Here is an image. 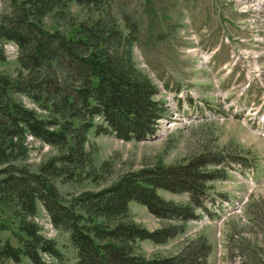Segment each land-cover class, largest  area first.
Instances as JSON below:
<instances>
[{"label": "trees", "instance_id": "obj_1", "mask_svg": "<svg viewBox=\"0 0 264 264\" xmlns=\"http://www.w3.org/2000/svg\"><path fill=\"white\" fill-rule=\"evenodd\" d=\"M0 16V59L5 43L18 50L16 79L0 72V264H69L56 242L40 233L32 218L41 203L50 223L68 234L75 250L71 264H207L210 245L203 237L185 242L169 257L145 258L139 242L164 244L184 232L196 209H206L210 181L222 175L207 170L227 156L197 155L185 163L130 171L107 187L63 195L61 183L98 184L112 170L109 161L95 166L87 134H111L125 141H140L154 131L163 106L155 88L132 61L130 33L117 30L111 0H6ZM71 2L85 12L74 36L48 31L43 18L53 11L64 15ZM126 28L131 30L129 24ZM21 93L37 110L13 99ZM101 118L96 122L95 119ZM31 137L56 149L36 172L20 162ZM211 155V154H210ZM185 193L187 203L162 198L158 190ZM135 201L160 222L148 230L130 216ZM17 222L18 245L2 239L6 216ZM47 256L52 261L43 258Z\"/></svg>", "mask_w": 264, "mask_h": 264}, {"label": "rangeland", "instance_id": "obj_2", "mask_svg": "<svg viewBox=\"0 0 264 264\" xmlns=\"http://www.w3.org/2000/svg\"><path fill=\"white\" fill-rule=\"evenodd\" d=\"M239 1L111 0L117 30L123 36L131 35L132 61L150 80L156 91L154 98L163 106L164 117L160 123L167 121L172 127L161 130V136L151 141H125L90 129L86 147L94 148V165L99 166L107 160L112 165L111 173L98 184L56 181L59 192L68 195L83 190L96 191L127 172L153 166L158 161L174 165L197 155L210 159L214 155L227 156L225 162L206 168L222 173L209 183L211 200L207 204L217 213V218L224 217L223 221L219 224L189 221L182 234L164 244L142 240L139 253L145 258L173 256L182 250L185 242L203 237L210 245L207 264H264V138L243 124L241 117L245 110L238 116L231 115L251 98V86L258 88L262 101L264 98V0H260L263 13L259 15L252 11L255 9L248 1ZM7 8L6 0H0V16ZM67 8L64 15L53 11L45 16L44 28L74 36L79 24L85 20V12L75 2ZM127 24L131 30L126 28ZM2 48L0 72L14 80L19 69L18 50L9 42ZM245 51L256 56L257 63L252 56L246 59L238 56ZM247 83L250 85L243 96L240 92ZM11 95L40 115L45 114L24 94L13 92ZM180 103L184 109L196 110L201 119H175L172 105L175 107ZM205 111L212 115L203 117ZM170 115V119H165ZM95 121L99 122L101 118ZM155 130L159 132L160 127ZM28 147L27 155L20 163L33 172L56 153L54 147L31 137ZM157 192L167 200L182 204L188 201L185 193L162 189ZM129 211L133 221L148 230L161 224L142 204L131 201ZM32 220L40 226L44 237L56 242L69 264L75 261V250L68 234L52 226L39 202ZM6 222L9 226L2 233V239L19 246L17 222L10 215L6 216ZM43 258L52 261L47 256ZM7 264L31 262L22 256L19 262L8 261Z\"/></svg>", "mask_w": 264, "mask_h": 264}, {"label": "bare ground", "instance_id": "obj_3", "mask_svg": "<svg viewBox=\"0 0 264 264\" xmlns=\"http://www.w3.org/2000/svg\"><path fill=\"white\" fill-rule=\"evenodd\" d=\"M238 1V0H237ZM246 1H248L251 5H252V7L255 9V10H252V11H255V12H257L258 13V15H259V13L260 12H262L263 13V9H261V3H260V0H246ZM240 3H242V1L240 0L239 1ZM263 5V4H262ZM251 7V8H252ZM246 9H249L248 7L246 8ZM262 18H264V14H263V16H262ZM254 53V52H253ZM239 57H243V58H251V54H249V53H247L246 51L245 52H242V53H240L239 55H238ZM253 57V59L256 61V63H257V60H256V56L254 57V56H252ZM258 57V56H257ZM259 68V67H258ZM257 70V69H256ZM257 71H259V69L257 70ZM255 72V71H254ZM253 75V74H252ZM257 75L258 74H256V77H257ZM262 102H264V98H263V101ZM262 114H264V110L262 109ZM172 127V126H171Z\"/></svg>", "mask_w": 264, "mask_h": 264}, {"label": "water", "instance_id": "obj_4", "mask_svg": "<svg viewBox=\"0 0 264 264\" xmlns=\"http://www.w3.org/2000/svg\"><path fill=\"white\" fill-rule=\"evenodd\" d=\"M156 137H152V138H146L145 140H152V139H155Z\"/></svg>", "mask_w": 264, "mask_h": 264}]
</instances>
